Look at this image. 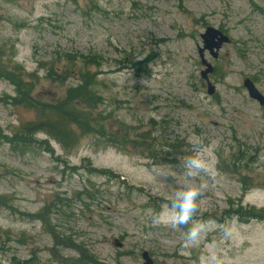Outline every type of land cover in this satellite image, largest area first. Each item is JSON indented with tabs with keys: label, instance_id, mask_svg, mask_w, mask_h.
I'll list each match as a JSON object with an SVG mask.
<instances>
[{
	"label": "rangeland",
	"instance_id": "obj_1",
	"mask_svg": "<svg viewBox=\"0 0 264 264\" xmlns=\"http://www.w3.org/2000/svg\"><path fill=\"white\" fill-rule=\"evenodd\" d=\"M207 28L229 39L203 55L211 95L197 52ZM66 56L98 58L96 112L118 138L80 135L65 150L0 80V264H143V252L152 264H264V220L236 214L264 211V106L243 87L264 97V0H0V64L36 74L48 110L76 84L44 79ZM30 121L39 146L24 151ZM198 150L211 168L188 177L180 161ZM201 185L188 224L152 222Z\"/></svg>",
	"mask_w": 264,
	"mask_h": 264
},
{
	"label": "trees",
	"instance_id": "obj_2",
	"mask_svg": "<svg viewBox=\"0 0 264 264\" xmlns=\"http://www.w3.org/2000/svg\"><path fill=\"white\" fill-rule=\"evenodd\" d=\"M65 58L67 59L65 64L70 65H64L62 69L51 66V70L44 79L50 84L63 86L71 78L76 81V84L75 86L66 85L61 99L49 105L51 107L49 110L36 100L37 94H35L34 88L39 84L36 74L25 72L24 68L18 64L9 66L0 64V80L8 82L15 92V96L9 98V104L16 106V108L18 106L24 107L45 114L44 121L39 122L40 125L46 127L43 132L65 150L76 145L81 136L118 138L117 134L109 130L108 123L104 125L103 117H106L104 113L102 111L96 112L97 108L104 103L103 96L97 88L98 72H92L90 69L93 66L98 67V58L81 57L78 64L75 60L71 61L70 56ZM37 123L32 121L25 123L26 129L24 135L20 136L18 148L28 151L33 144H36V147L39 146V143L32 138V135L40 132L33 129ZM113 145L119 147L118 144ZM99 173L105 174V171ZM236 214L241 220H245V218L264 220V211L253 210L250 214ZM82 261L85 262V260Z\"/></svg>",
	"mask_w": 264,
	"mask_h": 264
},
{
	"label": "clouds",
	"instance_id": "obj_3",
	"mask_svg": "<svg viewBox=\"0 0 264 264\" xmlns=\"http://www.w3.org/2000/svg\"><path fill=\"white\" fill-rule=\"evenodd\" d=\"M206 152L204 150L194 151L192 155L184 157L180 163L188 177L199 175L201 172H208L211 168V161L205 159ZM200 188L187 187L178 189L174 193L173 199L164 206L160 211L152 217L153 223L167 222L172 227L186 225L192 219L193 213L196 211V201L200 192ZM208 223L194 224L185 233L184 244L190 246L196 244L201 238V234L208 229ZM227 235V232L225 233Z\"/></svg>",
	"mask_w": 264,
	"mask_h": 264
},
{
	"label": "water",
	"instance_id": "obj_4",
	"mask_svg": "<svg viewBox=\"0 0 264 264\" xmlns=\"http://www.w3.org/2000/svg\"><path fill=\"white\" fill-rule=\"evenodd\" d=\"M200 37L203 39V47L202 49H199V57L200 60H202V65L206 66V69L201 73V78L206 81L207 93L208 95H211L214 91V88L208 82L207 75L212 73V67L206 62V60H204L203 52L208 50L211 57L213 59L216 58L218 51L221 49V45L227 43L228 38L226 36H222L220 32L211 28H207ZM214 39H216V41ZM243 86L245 87L250 98L256 100L259 105H264V97H262L260 93L257 92L252 81L244 80ZM141 258L143 259V264H152V261L149 259V256L146 252L141 254Z\"/></svg>",
	"mask_w": 264,
	"mask_h": 264
}]
</instances>
